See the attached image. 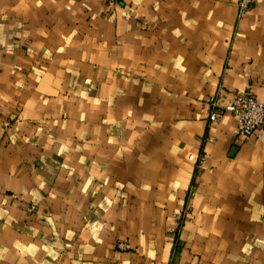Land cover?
<instances>
[{
  "label": "crops",
  "instance_id": "0c3cea01",
  "mask_svg": "<svg viewBox=\"0 0 264 264\" xmlns=\"http://www.w3.org/2000/svg\"><path fill=\"white\" fill-rule=\"evenodd\" d=\"M238 1L0 0V264H168L171 196L146 201L128 176L161 167L181 191L204 135L173 264H264V129L207 119L217 95L264 101V0Z\"/></svg>",
  "mask_w": 264,
  "mask_h": 264
},
{
  "label": "rangeland",
  "instance_id": "374dc122",
  "mask_svg": "<svg viewBox=\"0 0 264 264\" xmlns=\"http://www.w3.org/2000/svg\"><path fill=\"white\" fill-rule=\"evenodd\" d=\"M109 8V7H108ZM111 9H109L110 11ZM113 11V10H111ZM99 45V46H98ZM93 46H98L95 49H93L92 54H97V53H105V46H104V41L102 40L100 44H94L91 45ZM104 55L102 57V60L95 61L91 64L95 66L96 70H102L104 71L105 66H104V61H103ZM120 70V69H119ZM135 74H139L140 76H137L136 79H141L145 80V72L144 69L142 71L139 70H134ZM82 87L83 90L88 92V94H93L96 85H93V79L89 77H85L82 79ZM218 92L216 93V95ZM218 96V95H217ZM210 100L207 101L209 103ZM206 103L204 101L203 105ZM200 107L201 111H203L204 107ZM206 106V105H204ZM208 119V125L212 124L214 121H211ZM208 140V136L206 137L205 135L200 137L198 139L199 145L197 146L196 151H187L184 155V159L187 163L192 164V170L190 174H182L181 177L185 179L184 183L182 184V190L180 191V188L178 185H181L180 183V174H176L177 172H167V171H162L164 170L163 168L160 167L159 171L156 172H151L147 171L146 174H135L129 175L128 176V185H145V199L152 198V193L154 192V197H160V198H167L170 197L172 200V203L165 202L164 205L161 206V210L166 212V215L168 219V224L166 225L167 232L171 236V252H170V261L168 264H173L176 256L180 254V252L183 250L186 244V240L184 238V230L186 228L187 222L192 220L194 218V210H195V204L194 201L196 197L198 196V193L200 192V185H201V176L205 171L206 168V160H207V150L204 147V143ZM177 167V166H176ZM157 169V167H154ZM165 170H168V168H165ZM154 185V189L152 190L150 187ZM179 189V193L175 194V189ZM174 197H177L176 200ZM175 202V203H174ZM34 203V202H33ZM32 204V203H31ZM31 204L28 206V212L34 213L35 211H29V207ZM170 221V222H169ZM119 240V239H118ZM117 240V241H118ZM123 241V240H119ZM118 241V243H119ZM118 247V245H117ZM119 249V248H118ZM132 249V248H131ZM129 249V250H131ZM128 250V251H129Z\"/></svg>",
  "mask_w": 264,
  "mask_h": 264
},
{
  "label": "built area",
  "instance_id": "2783aa9c",
  "mask_svg": "<svg viewBox=\"0 0 264 264\" xmlns=\"http://www.w3.org/2000/svg\"><path fill=\"white\" fill-rule=\"evenodd\" d=\"M121 0H108L110 4H118ZM257 0H239L238 13L244 15L248 12ZM209 119L216 121L224 112H231L237 117L238 133L243 138L254 135L258 130L264 129V101L256 98L251 89H247L243 94H236L227 105H221L220 96L210 99ZM37 203L34 202L29 207V211H35ZM120 250L132 248L127 241H119Z\"/></svg>",
  "mask_w": 264,
  "mask_h": 264
}]
</instances>
